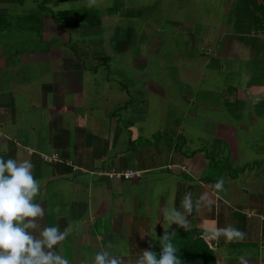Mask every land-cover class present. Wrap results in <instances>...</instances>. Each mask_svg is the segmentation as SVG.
I'll use <instances>...</instances> for the list:
<instances>
[{
  "label": "crops",
  "instance_id": "obj_1",
  "mask_svg": "<svg viewBox=\"0 0 264 264\" xmlns=\"http://www.w3.org/2000/svg\"><path fill=\"white\" fill-rule=\"evenodd\" d=\"M262 3L0 0V156L34 165L35 235L58 226L70 264L109 242L135 264L165 230L231 225L246 238L214 240L215 263L264 264ZM187 193L192 230L167 229Z\"/></svg>",
  "mask_w": 264,
  "mask_h": 264
},
{
  "label": "clouds",
  "instance_id": "obj_2",
  "mask_svg": "<svg viewBox=\"0 0 264 264\" xmlns=\"http://www.w3.org/2000/svg\"><path fill=\"white\" fill-rule=\"evenodd\" d=\"M33 169L34 165L29 159L5 160L0 156V264H70L62 252L56 250L66 238V233L60 231L58 226L44 227L38 236L34 234L39 227L37 221L43 218L45 212L35 202L40 191V181L34 177ZM223 184V179H220L214 187L222 189ZM203 199L204 196H201L193 201L192 194L187 193L180 209H163L162 218L167 229L176 224L185 232L191 231L189 215L200 208ZM174 237L175 232L169 234L165 230L160 240V256L144 250L135 264H182L177 255V247L172 242ZM220 237H224L227 242L243 241L246 234L229 225L205 232L203 236L206 240L217 241ZM112 248L113 245L109 242L105 249L98 251L94 256V264H123L121 257L109 251ZM239 261L240 264H247L243 255L239 257Z\"/></svg>",
  "mask_w": 264,
  "mask_h": 264
},
{
  "label": "trees",
  "instance_id": "obj_3",
  "mask_svg": "<svg viewBox=\"0 0 264 264\" xmlns=\"http://www.w3.org/2000/svg\"><path fill=\"white\" fill-rule=\"evenodd\" d=\"M21 2V0H17ZM257 7L259 13L255 17L254 26L256 31H264V4H260ZM44 10L43 6L40 7ZM2 18L0 17V24ZM174 246L177 247V255L182 261V264H216L215 252L209 245L203 240L200 235H188L187 233H180L173 239ZM158 257L162 252L161 243L158 247Z\"/></svg>",
  "mask_w": 264,
  "mask_h": 264
},
{
  "label": "built area",
  "instance_id": "obj_4",
  "mask_svg": "<svg viewBox=\"0 0 264 264\" xmlns=\"http://www.w3.org/2000/svg\"><path fill=\"white\" fill-rule=\"evenodd\" d=\"M42 157H43V160L45 162L55 163V162L61 161V159L57 155H55V154L43 155ZM109 176L115 177L117 179L130 180L132 178H135V177L140 176V174L137 173V172H131V171H129V172H125V173H111V174H109ZM203 236H202V238H203ZM203 240L209 245V247L212 250H215L216 244H215L214 240H206L204 238H203Z\"/></svg>",
  "mask_w": 264,
  "mask_h": 264
},
{
  "label": "rangeland",
  "instance_id": "obj_5",
  "mask_svg": "<svg viewBox=\"0 0 264 264\" xmlns=\"http://www.w3.org/2000/svg\"><path fill=\"white\" fill-rule=\"evenodd\" d=\"M258 8H260V7H257V14L259 13V9ZM264 32V31H263ZM262 32V33H263ZM8 36V35H7ZM16 47L18 48V45H16ZM19 47H20V45H19ZM126 172H129V171H126ZM123 173H125V172H123ZM121 180H123V179H121ZM86 250H87V248H85Z\"/></svg>",
  "mask_w": 264,
  "mask_h": 264
}]
</instances>
